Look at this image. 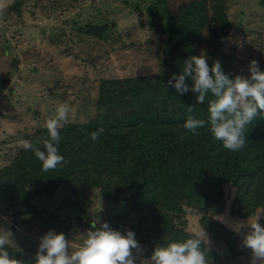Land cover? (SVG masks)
<instances>
[{
  "label": "trees",
  "instance_id": "trees-1",
  "mask_svg": "<svg viewBox=\"0 0 264 264\" xmlns=\"http://www.w3.org/2000/svg\"><path fill=\"white\" fill-rule=\"evenodd\" d=\"M28 1H15L11 10L19 13ZM120 1L142 17L144 8L139 0ZM152 1L149 12L151 19L155 18L159 40L148 38L139 44L123 41L115 48L114 43L120 40L114 38L122 37L119 27L106 15L98 23L71 20L53 28L55 41L67 46L75 37L77 46L86 40L106 43L112 39L109 46L119 55L123 72H111L109 57L101 53L84 59L100 72L93 88L94 116L86 123L62 124L57 147L67 161L65 166L44 172L34 152L22 149L0 168V215L12 212L13 223L20 227L45 223L71 241L90 216V192L99 190L108 204L121 198L128 203L121 222L112 229L122 231L129 226L135 233L147 225L151 237L141 236L138 241H148L151 256L157 246L192 238L195 234L185 222L188 215H196L208 238V244L201 245L208 264H229L243 252L237 245L239 234L213 216L219 214L220 204L223 212L238 219L264 212V115L247 126L246 146L232 152L213 139L207 123L198 134L183 127L189 116L207 122L208 104L214 97L209 94L198 104L191 90L181 95L167 81L173 73L182 74L186 60L202 53L208 57L209 67L218 60L230 79L238 74V56L248 66L256 60L264 71V54H255L253 49L262 47L263 38L254 30L245 32L240 28L242 22L236 27L240 30L234 29L227 0ZM258 3L264 10V0ZM193 5L197 8L192 9ZM141 22L146 25L142 18ZM238 33L242 35V50L233 41ZM76 80L78 95L89 89L85 78ZM9 82L0 79V98ZM185 83L189 89L194 85L190 77ZM53 94L60 92L54 90ZM100 128L104 132L93 141L91 133ZM47 136L43 127L28 140L44 150L41 141ZM62 185L70 187L69 196L45 219L46 210L32 200L35 194L42 196L40 191L54 193ZM133 202L138 205L134 210ZM93 224L87 225L88 230ZM260 225L264 227V221ZM7 251L20 264L36 262L37 250L29 246L8 244Z\"/></svg>",
  "mask_w": 264,
  "mask_h": 264
},
{
  "label": "rangeland",
  "instance_id": "rangeland-1",
  "mask_svg": "<svg viewBox=\"0 0 264 264\" xmlns=\"http://www.w3.org/2000/svg\"><path fill=\"white\" fill-rule=\"evenodd\" d=\"M15 1L17 0H0V79L10 80L0 98V168L23 149L21 141H29L37 130L45 127L48 119L55 117L60 104H66L70 109L68 122L86 123L94 116L92 100L96 92L93 88L97 86L96 80L100 72L94 64L84 59L90 58L92 54L97 56L101 53L103 57H109L111 72L113 69L118 73L123 72L122 65L119 64L121 62L119 55L109 46V43L113 42L112 39H106V43L86 40L81 46H77L75 42L78 38L73 37L74 42L68 43L67 46L66 43L55 41L54 27L70 23L71 20L98 23L106 15L119 27L122 37L114 38L120 40L114 43L115 48L123 41L126 44H139L148 38L155 40L161 38V35L155 33V18L153 20L150 17L149 8L152 0H139L144 8L141 18L145 26L142 25L141 18L120 0H29L19 13L11 10ZM191 8L196 9L197 6L193 5ZM227 8L234 29L242 22L240 28L245 32L254 30L262 35V47L253 49L255 54L258 52L264 54V10L260 9L258 0H227ZM242 11L244 19L241 21ZM233 41L239 47L242 46V35L238 33ZM253 44L256 45L255 42ZM240 49L242 50L241 47ZM240 58L238 56L240 64L237 75L250 77L248 64ZM78 78H85L90 89L80 95L77 86L74 88ZM54 90L60 94L54 96ZM69 192L70 187L67 185H62L54 193L45 194L40 191L42 196L35 194L32 203L46 210L43 217L47 219L68 198ZM90 194H92L90 216L79 225V233L72 237L74 241L71 240L70 243L73 248L83 242L88 231L87 225L92 221L96 226L106 222L110 227H115L121 222L125 214L124 208L128 206L123 198L117 203L108 204L100 196L99 190ZM137 207L135 203L131 208L134 210ZM213 218L234 231L233 227L238 222L246 224L247 221L251 223L258 219V223L261 224L264 221V212L258 211L254 217L238 219L227 211L223 212L222 208ZM185 223L187 229L194 234L204 229L200 217L196 215H188ZM0 228L9 232L7 235L10 245L29 246L34 251L38 250L40 238L51 230L45 223H36L30 228L16 226L10 211L0 215ZM128 230L129 226H126L120 232L126 235ZM148 231L147 225L143 226L141 230L135 232V239L138 241L141 236H145V239L151 237ZM249 231L250 227L241 230L237 245L243 252L229 264H251V250L243 245V236ZM140 245L139 253L133 250V254L140 257L136 264H147L151 258L150 246L147 240L142 241ZM26 251L31 253L29 250ZM222 253H225L224 250Z\"/></svg>",
  "mask_w": 264,
  "mask_h": 264
},
{
  "label": "clouds",
  "instance_id": "clouds-1",
  "mask_svg": "<svg viewBox=\"0 0 264 264\" xmlns=\"http://www.w3.org/2000/svg\"><path fill=\"white\" fill-rule=\"evenodd\" d=\"M207 61L208 57L203 53L190 57L184 63L182 74L177 76L173 73L167 84L181 95L191 90L196 94L198 104H203L211 94L214 98L208 104V121L189 116L183 127L188 132L198 134L197 130L207 123L215 141L221 142L227 150L239 151L246 146L247 126L257 116L264 115V71L260 70L256 60H252L250 77L237 75L235 79H230L218 60L211 67ZM186 77L194 82L191 89L185 83ZM188 111L192 112L193 108L188 107ZM69 112L66 104H60L55 117L45 122L48 136L41 141L44 150L27 140L21 141V147L34 152L42 162L44 172L56 170L67 163L57 146L61 143L62 123L68 122ZM103 132V128L92 132V140H98ZM244 227H250V231L243 236V245L251 250V264H264V227L257 219L246 224L238 222L233 230L240 234ZM8 233L0 228V264H20L7 251ZM205 242L208 244L203 229L192 238L157 246L148 260L149 264H208L206 253L201 248ZM133 250L137 253L141 251L135 233L128 230L126 235L122 234L105 222L100 226L93 224L83 242L75 248L64 233L57 234L50 230L40 238L35 264H136L140 257L134 255Z\"/></svg>",
  "mask_w": 264,
  "mask_h": 264
},
{
  "label": "water",
  "instance_id": "water-1",
  "mask_svg": "<svg viewBox=\"0 0 264 264\" xmlns=\"http://www.w3.org/2000/svg\"><path fill=\"white\" fill-rule=\"evenodd\" d=\"M135 203H137V202H133L132 205H131V207H133ZM201 206H202V207L205 206V202H204V201L201 203ZM217 209H218V211H219L220 209H222V205L220 204V205L218 206Z\"/></svg>",
  "mask_w": 264,
  "mask_h": 264
}]
</instances>
